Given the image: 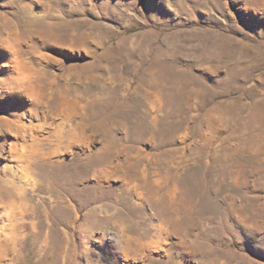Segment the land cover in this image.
Masks as SVG:
<instances>
[{
  "label": "rangeland",
  "instance_id": "1",
  "mask_svg": "<svg viewBox=\"0 0 264 264\" xmlns=\"http://www.w3.org/2000/svg\"><path fill=\"white\" fill-rule=\"evenodd\" d=\"M0 264H264V0H0Z\"/></svg>",
  "mask_w": 264,
  "mask_h": 264
},
{
  "label": "bare ground",
  "instance_id": "2",
  "mask_svg": "<svg viewBox=\"0 0 264 264\" xmlns=\"http://www.w3.org/2000/svg\"><path fill=\"white\" fill-rule=\"evenodd\" d=\"M19 15V14H18ZM32 16V15H31ZM26 18V17H25ZM13 39V38H12ZM18 60V59H17ZM16 59H14V62H18ZM20 61V60H19ZM21 62V61H20ZM19 62V63H20ZM19 66V65H18ZM20 66H22V65H20ZM44 66V65H43ZM17 72V71H16ZM25 77H27V76H25ZM17 78H19V80H23V78H24V75H23V71H22V69H21V71H18V76H17ZM17 80V79H16ZM19 82V81H18ZM37 83V82H36ZM34 85V84H33ZM37 87V86H36ZM36 87L35 86H32V84H31V87L29 86V85H27L26 83H20V85H19V88L21 89L22 88V91L23 90H29L30 92H31V95L32 96H37L38 95V90L36 89ZM30 94V93H29ZM42 94V93H41ZM40 97V96H39ZM36 98V97H35ZM39 99V98H38ZM38 99H36V101H38ZM59 100V99H58ZM54 110L55 111H57L61 106L66 110V109H68L69 107H68V105H65V103L64 102H62V103H60L59 101H57L56 103H54ZM10 129V128H9ZM94 155V154H93ZM43 157V156H42ZM44 157H46V156H44ZM41 159V158H40ZM34 161H35V159H34ZM95 161V160H94ZM31 165V164H30ZM29 165V167H31ZM36 166H39V165H37L36 164ZM35 168V167H34ZM36 172V171H35ZM38 173V172H37ZM39 174V173H38ZM163 215V214H162ZM143 234V233H142ZM182 235V234H181ZM178 237V236H177Z\"/></svg>",
  "mask_w": 264,
  "mask_h": 264
}]
</instances>
